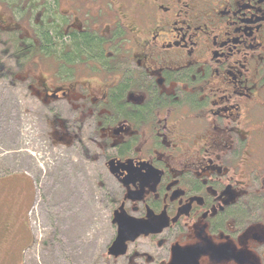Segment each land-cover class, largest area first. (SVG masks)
Wrapping results in <instances>:
<instances>
[{
  "label": "flooded vegetation",
  "instance_id": "flooded-vegetation-1",
  "mask_svg": "<svg viewBox=\"0 0 264 264\" xmlns=\"http://www.w3.org/2000/svg\"><path fill=\"white\" fill-rule=\"evenodd\" d=\"M0 78L98 159L109 261L264 264V0H0Z\"/></svg>",
  "mask_w": 264,
  "mask_h": 264
},
{
  "label": "rangeland",
  "instance_id": "rangeland-1",
  "mask_svg": "<svg viewBox=\"0 0 264 264\" xmlns=\"http://www.w3.org/2000/svg\"><path fill=\"white\" fill-rule=\"evenodd\" d=\"M20 94L0 78L1 182L9 174L26 172L37 188L29 213L35 238L24 264H116L106 251L113 230L111 208L105 204L109 193L100 187L96 172L98 159L51 141L47 129L43 132L39 102ZM11 178L25 187L30 183L27 178ZM5 236L0 235V244ZM21 250V245L15 246L0 264H22Z\"/></svg>",
  "mask_w": 264,
  "mask_h": 264
},
{
  "label": "crops",
  "instance_id": "crops-1",
  "mask_svg": "<svg viewBox=\"0 0 264 264\" xmlns=\"http://www.w3.org/2000/svg\"><path fill=\"white\" fill-rule=\"evenodd\" d=\"M12 176L27 178L30 183L25 187L21 181L13 180ZM1 192L9 194L3 196L0 194V235H6L5 242L0 244V262H4L3 256L8 257L10 250L13 251L15 246L21 245L24 264V254L32 246L35 238L29 213L36 201L37 188L33 178L26 172H21L9 174L3 183L0 179Z\"/></svg>",
  "mask_w": 264,
  "mask_h": 264
},
{
  "label": "water",
  "instance_id": "water-1",
  "mask_svg": "<svg viewBox=\"0 0 264 264\" xmlns=\"http://www.w3.org/2000/svg\"><path fill=\"white\" fill-rule=\"evenodd\" d=\"M114 222H116V219ZM129 227H130L129 222L121 223L119 236L116 238V240L114 241V243L111 245L109 249L110 255L119 256L125 252V245H126L125 242L127 238L123 237V235H127L128 233H131V229H129ZM144 229H145L144 226L140 227V225H137L138 232H141Z\"/></svg>",
  "mask_w": 264,
  "mask_h": 264
}]
</instances>
